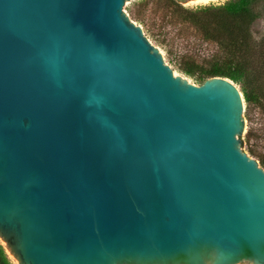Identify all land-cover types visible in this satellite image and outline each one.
Here are the masks:
<instances>
[{
    "label": "water",
    "instance_id": "water-1",
    "mask_svg": "<svg viewBox=\"0 0 264 264\" xmlns=\"http://www.w3.org/2000/svg\"><path fill=\"white\" fill-rule=\"evenodd\" d=\"M126 2L0 0V241L18 264H264L243 93L175 74Z\"/></svg>",
    "mask_w": 264,
    "mask_h": 264
},
{
    "label": "trees",
    "instance_id": "trees-1",
    "mask_svg": "<svg viewBox=\"0 0 264 264\" xmlns=\"http://www.w3.org/2000/svg\"><path fill=\"white\" fill-rule=\"evenodd\" d=\"M172 2L180 20L199 32L204 42L218 46L208 57L182 54L181 70L202 84L216 76L229 78L240 86L248 106L256 104L264 112V0H228L197 9ZM250 153L260 158L264 169V158L253 150ZM0 264H14L1 241Z\"/></svg>",
    "mask_w": 264,
    "mask_h": 264
},
{
    "label": "rangeland",
    "instance_id": "rangeland-1",
    "mask_svg": "<svg viewBox=\"0 0 264 264\" xmlns=\"http://www.w3.org/2000/svg\"><path fill=\"white\" fill-rule=\"evenodd\" d=\"M172 1L175 0H127L126 14L154 42L163 55L166 64L175 74L188 79L193 84L202 85L197 77L187 75L181 70V67L185 66V61H181L180 56L188 54L208 57L218 51V46L213 42H204L199 32L189 23L180 20ZM226 1L228 0L177 3L186 9H197L220 5ZM237 86L241 90L240 86ZM243 116L246 132L240 138L242 140L241 149L260 165V158L251 154L250 150L264 158V112L256 104L248 106L244 100ZM249 131L251 132L250 139L247 138ZM11 259L14 264H18L13 257Z\"/></svg>",
    "mask_w": 264,
    "mask_h": 264
},
{
    "label": "bare ground",
    "instance_id": "bare-ground-1",
    "mask_svg": "<svg viewBox=\"0 0 264 264\" xmlns=\"http://www.w3.org/2000/svg\"><path fill=\"white\" fill-rule=\"evenodd\" d=\"M203 1H209V0H198V1H196V2H203Z\"/></svg>",
    "mask_w": 264,
    "mask_h": 264
}]
</instances>
